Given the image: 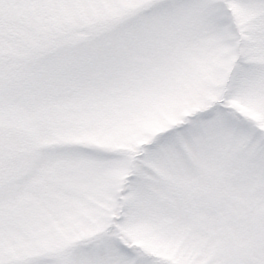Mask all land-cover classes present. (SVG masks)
I'll list each match as a JSON object with an SVG mask.
<instances>
[{"label":"snow or ice","instance_id":"6c2138e0","mask_svg":"<svg viewBox=\"0 0 264 264\" xmlns=\"http://www.w3.org/2000/svg\"><path fill=\"white\" fill-rule=\"evenodd\" d=\"M0 264H264V0H0Z\"/></svg>","mask_w":264,"mask_h":264}]
</instances>
